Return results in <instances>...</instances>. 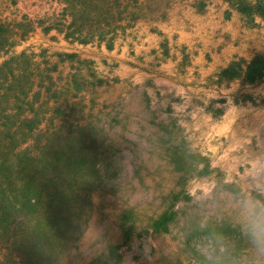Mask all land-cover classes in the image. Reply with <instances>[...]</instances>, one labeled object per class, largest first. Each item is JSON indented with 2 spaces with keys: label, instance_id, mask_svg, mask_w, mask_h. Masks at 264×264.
Returning a JSON list of instances; mask_svg holds the SVG:
<instances>
[{
  "label": "rangeland",
  "instance_id": "1",
  "mask_svg": "<svg viewBox=\"0 0 264 264\" xmlns=\"http://www.w3.org/2000/svg\"><path fill=\"white\" fill-rule=\"evenodd\" d=\"M60 1L0 0V109L19 102L17 108L48 113L47 154L78 158L76 189L91 196L75 214L66 211L64 241L39 257L41 264H264V248L253 244L249 229L264 213V128L252 137L242 132L234 144L220 123L234 104L248 105L243 119L264 107V85L243 77L264 53L230 64L244 72L233 97L225 89L240 78L221 76L230 66L196 91H178L155 81L156 63L176 56L168 38L159 34L160 55L153 58L139 49V33L125 39L128 30L112 49L70 43L46 31L64 20ZM152 2L131 0L127 17L146 19ZM242 16L247 29L260 30L264 48L262 19ZM29 33L33 38L21 43ZM29 47L37 54L18 56ZM62 53L78 57L61 59ZM180 56L183 68L186 49ZM15 67L28 77L16 81L17 91L10 84ZM210 84L225 87L215 94L199 90ZM15 93L20 99L8 103Z\"/></svg>",
  "mask_w": 264,
  "mask_h": 264
},
{
  "label": "trees",
  "instance_id": "2",
  "mask_svg": "<svg viewBox=\"0 0 264 264\" xmlns=\"http://www.w3.org/2000/svg\"><path fill=\"white\" fill-rule=\"evenodd\" d=\"M11 1L18 4V0ZM130 1L62 0L64 20L52 23L46 31L56 30L73 44H105L112 49L119 34L143 18L141 13L130 19L127 17ZM134 1L139 5V0ZM229 2L247 18L259 17L264 22V0ZM2 32H5L3 27L0 29ZM34 34L25 35L21 43L32 39ZM36 54V49L29 47L18 56L30 58ZM59 56L61 59L78 57L63 53ZM18 67L10 71L14 78L10 81L13 91H17V80L22 76L23 79L28 78L24 76L25 70L21 73ZM241 68V64L234 62L221 76L242 78L244 72ZM243 77L248 83L264 82V54H257L252 59ZM54 82L55 79L50 78L49 83ZM27 92L22 91L24 100H30ZM15 94L8 96V103L14 104L20 99L19 93ZM18 103L12 108L0 109V264H41L38 258L55 253L64 241L68 219L66 211L71 207L70 211L75 214L74 208L82 203L88 205L91 196L86 198L76 189L83 169L78 158L47 154L52 131L43 124L50 118L49 114L31 113L21 105L17 108ZM71 185L72 191L69 190ZM160 225L164 226V221L157 227Z\"/></svg>",
  "mask_w": 264,
  "mask_h": 264
},
{
  "label": "crops",
  "instance_id": "3",
  "mask_svg": "<svg viewBox=\"0 0 264 264\" xmlns=\"http://www.w3.org/2000/svg\"><path fill=\"white\" fill-rule=\"evenodd\" d=\"M151 4L153 12L128 29L125 39L128 40L131 33H139L136 36L140 40L139 49L152 58L160 55L159 34L169 39L170 53L176 56L156 63L158 74H154L158 85L173 84V89L178 91H196V87L207 84L210 78L228 68L236 59L244 58L250 62L257 53H264L260 30L247 29L242 14L229 0H213L208 7L205 0H153ZM119 41H115L114 48ZM181 49H186L189 56V62L183 68ZM177 66L181 69H176ZM242 80L243 77L226 86L225 94L233 97L234 82ZM256 85H264V82ZM224 87L222 85L219 89L210 84L199 90L215 94ZM247 106L234 104L221 118V127L228 131V141L230 137L234 144L242 132L244 137H252L264 128V107L253 109L256 114L243 119Z\"/></svg>",
  "mask_w": 264,
  "mask_h": 264
},
{
  "label": "clouds",
  "instance_id": "4",
  "mask_svg": "<svg viewBox=\"0 0 264 264\" xmlns=\"http://www.w3.org/2000/svg\"><path fill=\"white\" fill-rule=\"evenodd\" d=\"M250 236L254 245L264 248V213H258L250 222Z\"/></svg>",
  "mask_w": 264,
  "mask_h": 264
}]
</instances>
